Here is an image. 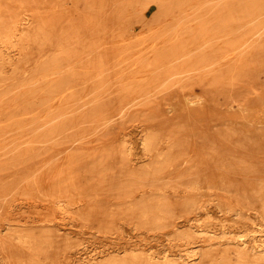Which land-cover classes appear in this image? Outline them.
Masks as SVG:
<instances>
[{
  "label": "rangeland",
  "instance_id": "obj_1",
  "mask_svg": "<svg viewBox=\"0 0 264 264\" xmlns=\"http://www.w3.org/2000/svg\"><path fill=\"white\" fill-rule=\"evenodd\" d=\"M26 1L30 27L42 10ZM45 2L53 32L32 56L30 88L47 119L2 139L0 264L223 249L218 264H257L235 245L264 246V211L237 206L264 203V0ZM13 100L1 99L0 130L18 115ZM152 136L158 152H145ZM126 211L171 219L123 221Z\"/></svg>",
  "mask_w": 264,
  "mask_h": 264
},
{
  "label": "bare ground",
  "instance_id": "obj_2",
  "mask_svg": "<svg viewBox=\"0 0 264 264\" xmlns=\"http://www.w3.org/2000/svg\"><path fill=\"white\" fill-rule=\"evenodd\" d=\"M37 1L39 4L38 6L40 7L38 9H41L42 11L40 14L36 15V19L33 21V24L30 27H26L22 23V15L24 14V7L28 4V1L0 0V105L2 97L11 92L14 94L13 103L17 105L19 110L18 115L12 119H9L6 127L0 130V148L2 149L9 146L8 143L6 144L2 140L6 137V135L19 129L29 127V125L35 122L38 118L40 120L47 119L45 109L40 110L33 103V96L30 88L33 79L30 74V67L33 63L32 56L34 52L41 50L42 46L45 44L44 39L47 35L52 34L53 32L52 23L44 14V12L48 9V5L46 4L45 0ZM52 12L54 13V21L57 17V12L54 10ZM12 49L15 51L17 50V59H14L10 56L9 52H13L11 51ZM10 62H13V68L10 71L11 76L13 77H7L8 74L6 67ZM216 72L217 71L212 69L211 75L216 74ZM221 77H223L222 74ZM221 77L219 76V78ZM12 79H18L16 84L11 85L12 82L10 81ZM43 90L44 87L38 89L37 97L43 94ZM54 129L59 130L57 127H54L53 130ZM159 140V138L153 136L144 139L142 141L144 151L158 152L156 145H158ZM159 171L153 173V178L157 179L158 176L162 174L161 170ZM237 206L239 207V211L241 213H245L246 210L250 209L251 207H257V209L260 208L264 211V203L258 197L242 199L237 203ZM198 209H200L199 205L194 204L191 206L192 211H188V214L193 213ZM126 212L127 213L122 214L123 221L136 220L139 223L142 220H151L154 223L157 222L161 224L163 220L169 219L171 216V211ZM101 213L102 212L100 211H90L89 217L97 218ZM169 225L172 226V222H169ZM100 227L102 230H105L104 226ZM106 227L107 230H113L117 227V224H111ZM187 236L190 238L191 233H188ZM256 243L257 242L255 241L253 244L248 246L247 242L244 240L241 245L236 244L235 246L238 248L237 253L241 255L240 259L249 260L252 258L250 260L257 262V264L264 262V246L257 245ZM227 254V251L224 249L220 251H204L193 254L192 256L195 258L192 259L191 262H196L199 259L198 255H200L199 260L202 264H218V259L221 258L226 260L228 258ZM192 256L189 257L188 255L186 259H183V257H180V259H175L173 258V255L169 254L165 255L163 258H159L156 253L146 250L145 252H140L138 254H129L124 259L115 257L104 264H189L185 262H190L189 258Z\"/></svg>",
  "mask_w": 264,
  "mask_h": 264
}]
</instances>
